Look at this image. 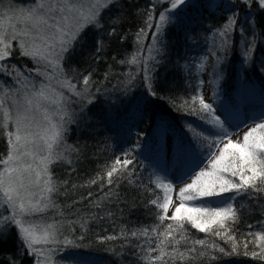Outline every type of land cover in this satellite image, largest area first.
<instances>
[{"label":"snow or ice","instance_id":"1","mask_svg":"<svg viewBox=\"0 0 264 264\" xmlns=\"http://www.w3.org/2000/svg\"><path fill=\"white\" fill-rule=\"evenodd\" d=\"M160 3L169 7L162 8L157 16L155 9L158 5L156 0H152L150 8L145 12V28H141L136 34L137 53L131 60H121L120 63L140 62L139 45L142 37L147 30L153 29V21H156L152 44L147 49L148 58L154 60L152 53L162 50L160 46L163 44L164 32L172 18L182 6L191 5V0H160ZM239 3L248 11L255 7L260 13V19L264 21V0H239ZM118 4L119 0H33L31 7L17 9L13 7L11 0H8L7 5L4 0H0V73L12 77L14 83L20 85V88L14 90L5 89L0 95V138L6 141L5 151L0 152V205L5 206V211L11 209L9 215L0 214V239L6 238L8 231L15 227L21 240V255L30 250L36 264H54L49 254L51 249L46 251L38 246L60 243V237L64 236L65 231H75L76 225L86 231L89 219H101L96 213H90L87 217L78 215L75 220L54 218L65 216L56 198L67 195L76 185L68 187V181L56 180L52 166L72 165V154L79 153L76 146L67 144L64 136L67 131L65 124L74 122L71 118L66 119L67 104L71 102V96L82 97L86 103L92 102L84 92L77 90L69 78L71 66L69 65L66 73L64 65L73 57L76 48L86 42L87 31L95 30L97 34L104 31L109 36L116 35L115 25L119 18L112 19L110 26L106 27L109 22L104 17ZM206 6L211 10L214 7L212 0H206ZM230 8L232 15L222 29L217 30L218 35L223 38L222 48L229 46L230 33L243 31L238 27L240 18L234 0H230ZM94 47L96 51H100L102 41H94ZM252 52L251 47L245 49L243 55L246 61L251 59ZM14 53L32 61L34 67L28 70L29 74L26 75L9 63ZM204 67L202 62L200 69L203 70ZM32 73L35 78H31ZM39 77H44L48 83L39 81ZM53 79L60 89H67L71 96H65L63 91L52 87ZM89 82L90 75L84 76L82 84L85 89ZM203 84L204 81L201 80L200 85ZM149 87L152 95H156L151 83ZM185 103L189 104L193 113L206 114L202 119L207 118V123L218 131L209 139L192 130L198 140L207 142V164H198L191 170L188 174L191 182H185L179 188L176 193L177 202L172 198L175 191L173 182H166V178L159 175L150 180L156 189L162 190V195H158L154 189H148L154 192V198L148 202L157 209V223L146 228L121 230L120 236L125 239L129 234L137 239L141 236L149 238L145 240L146 247L135 246L141 248L143 254L139 259L144 264H194L203 257L214 260L217 257L210 256L213 249L226 256L238 254L237 241L229 234L232 229L226 225L237 220V212L243 207L239 198L244 197L250 201L264 198V119L259 122L253 120L251 125H245L239 132H230L220 117L215 115L213 104L206 102L203 94H197ZM52 105L56 107L50 110ZM54 116L58 120H53ZM234 135L237 136L236 139H233ZM131 155L129 150L124 159H115L104 175L97 174L88 183L97 184L105 179L108 185L114 187L118 186L120 179H126L130 184L135 183L132 179L135 170L129 168L134 163ZM114 176L116 180L113 179ZM225 194L229 195L220 206L203 202L205 199L222 198ZM88 195L91 196L92 193ZM110 195H116L113 189L105 192L101 199ZM189 201L199 203L189 206ZM76 203L78 202L73 201V204ZM92 206L101 207V203L94 201ZM49 210L54 213L52 223H36L30 219L37 214L48 213ZM107 215L112 214L109 212ZM165 221L170 222L165 224ZM259 223L260 231L250 233L259 238V251L254 247L249 252L247 240L239 243L243 246V255H251L264 261V234H261L264 232V221ZM186 224L199 232L231 241V251H226L224 247H219L208 239L190 237ZM254 227L249 225L250 229ZM151 237L155 238V242ZM117 238L106 236L105 240ZM64 240L71 243L66 236ZM37 257L42 259H36ZM8 264L17 262L12 259Z\"/></svg>","mask_w":264,"mask_h":264},{"label":"trees","instance_id":"2","mask_svg":"<svg viewBox=\"0 0 264 264\" xmlns=\"http://www.w3.org/2000/svg\"><path fill=\"white\" fill-rule=\"evenodd\" d=\"M226 1L227 7L221 10L215 6L210 10L206 6V0H191V5L178 9L177 15L172 18L164 32L163 44L160 46L162 50L152 53L154 60L148 58L147 51L152 44L153 21V29L144 33L139 45L140 62L132 64L120 61L131 60L137 53L136 34L141 28H145V12L150 8L152 0H119V4L104 17L109 22L106 27L110 26L112 19L119 18L115 25L116 35L109 36L104 31L99 34L95 30L87 31L86 42L78 46L70 61L65 63L66 73L69 71V65L71 66L69 78L77 90L84 92L92 102L86 103L82 97L71 96L67 89H60L55 82L54 87L59 91L64 90L65 96H71V102L67 104L66 119L71 118L74 122L65 124L67 131L64 136L67 144L76 146L79 153L72 154V165L52 166L56 180L68 181V187L76 185L67 195L56 198L65 216L54 218L75 220L78 215L87 217L90 213H96L101 219H89L86 231L81 230L78 225L74 226L75 231H65L64 236L71 243H67L64 236H61L60 243L38 246L46 251L51 249L49 254L54 264L62 263L68 253L73 252L93 254L105 264H144L139 259L143 254L141 248L135 246L146 247L145 240L149 238L141 236L137 239L129 234L125 239L120 236V232L122 229L135 230L157 223V209L148 202L154 198V192L148 189H154L158 195H162V190L156 189L155 185L150 183V180H154V175L145 166L144 160L158 145L160 128H170L176 146L180 147L184 141L189 142L191 125L207 119H202L206 114L193 113L189 104L185 103L200 94L197 82L200 78V69L197 67L199 63L190 56L189 42L193 38L205 42L209 33L221 29L227 23L232 10L230 0ZM234 2L240 18L238 27L243 31L230 33L226 63L228 70L218 86L221 96L235 104L234 94L241 87L242 66L249 68L250 89L254 87L257 94L264 92V21L260 19V13L255 7L248 11L239 0ZM156 3L158 6L155 14L158 16L162 8L168 5H161L159 1ZM96 40L102 41L100 51L95 50ZM243 46H251L253 49L250 60L246 61L244 58ZM11 59L15 60L19 69L26 75L28 70L34 67L31 60L16 53ZM89 75L90 82L85 89L82 79ZM149 83L155 88L156 95H152ZM133 131L143 133L147 137V145L144 148L146 151L136 155L133 158L134 163L129 165L130 169L135 170L132 175L135 183L130 184L128 180L120 179L118 186L114 187L108 185L105 179L97 184H89V180L97 174L104 175L115 159L124 154L131 145ZM5 146L6 141L0 138V152L5 151ZM113 179L117 178L114 176ZM109 189H113L116 195L102 200L104 193ZM90 192L91 196L88 195ZM73 201L78 203L73 204ZM94 201H100L101 207H93ZM239 202L243 207L237 212V220L226 225L232 229L229 234L237 241L238 254L226 256L213 249L210 256H216V259L203 257L194 264H264V261L251 255H243L244 249L239 243L247 240L249 252L254 247L259 251L261 242L257 236L250 233L261 229L259 222L264 221V198L250 201L241 197ZM69 205L71 207H68ZM10 212L11 209L5 211V206L0 205V214L9 215ZM109 212L111 216L107 215ZM53 216L54 213L49 210L48 213L37 214L30 219L36 223H52ZM250 224L255 227L250 229ZM185 228L188 229L190 237L208 239L219 247H224L226 251H231V241L199 232L187 224ZM106 236L118 238L105 240ZM151 240L155 242L154 237H151ZM197 248L200 246L197 245ZM12 259H15L17 264H36L30 250L21 255V240L15 227L8 231L6 238L0 239V264H8Z\"/></svg>","mask_w":264,"mask_h":264},{"label":"rangeland","instance_id":"3","mask_svg":"<svg viewBox=\"0 0 264 264\" xmlns=\"http://www.w3.org/2000/svg\"><path fill=\"white\" fill-rule=\"evenodd\" d=\"M31 1L11 0L13 6L17 9L31 7L33 3ZM156 1L160 2V0ZM212 2L213 5L220 10L227 7L226 0H212ZM4 3L7 5L8 0H4ZM166 7H169V5ZM9 15H11V13ZM5 22L7 23V21ZM12 22L15 23L14 20ZM155 23L156 21H154V25ZM206 39L207 40L203 42L201 40L199 41L197 38H193L189 42L190 56L193 60L197 59L199 63L197 67L200 69V64L202 62L205 65L203 70L200 69V78L197 81L199 82V93L203 94L206 102L213 104L215 115L220 117V119L224 122L225 127L228 128L230 132H239V129L244 128L245 125H251L253 120L259 122L261 119H264V92L257 94L254 87L250 89L251 87L248 83L251 82V77L248 67L242 66L241 68V87H239L238 92L234 94L236 103L234 104L228 98L226 99L221 96L218 83L225 76L228 70V65L226 66V63L228 59L229 46L227 48L221 47L223 38L218 35L217 30L209 33L206 36ZM243 43L244 40H242V45ZM246 48L248 47H242V53H244ZM213 52H215V55H213ZM217 57L219 58L218 63ZM9 63L19 68L15 60L11 58ZM31 78H35V74L32 73ZM38 79L39 81L48 83L44 77H39ZM201 80L204 81L202 86L200 85ZM213 80H215L214 83ZM52 82V87H54L55 81L53 80ZM16 88H20V85L14 83V79L12 77L0 73V95L3 94L5 89L14 90ZM54 88L59 91L57 87ZM213 93H215V95H213ZM55 107V105H52L50 110ZM37 115L39 118V114ZM53 120H58V117L54 116ZM193 129L196 132L202 133L204 136H208L209 139H211L218 131L217 128L207 123V119L205 121L193 123L191 125V137L189 142L187 143V141H184L183 146L179 147L175 144L172 130L162 126L158 133V145L153 150V153H150L144 160L145 166L153 172V178L159 175L166 178V182L168 180L173 182L175 186V191L172 194L174 202H177L176 193L180 187H183V183L191 182V180L188 179V174L191 170L196 168L198 164H207L208 149L205 147L207 142L202 139L198 140L194 136L192 131ZM236 138L237 136L234 135L233 139ZM146 140L147 137L145 134L133 131L130 143L131 145L127 147L124 154H122L119 158L124 159L125 153H128L129 150L132 152L130 157L131 159H133L136 155L143 153L146 151L144 149L147 145ZM227 195L229 194H225L222 198L218 197L205 199L203 202L212 204L213 206H220L227 199ZM195 203L199 202L189 201L188 205L193 206ZM171 214L172 210L170 209L169 215ZM67 256L66 260L62 259L63 262L60 264H105L99 257L90 253L73 252L68 253Z\"/></svg>","mask_w":264,"mask_h":264}]
</instances>
